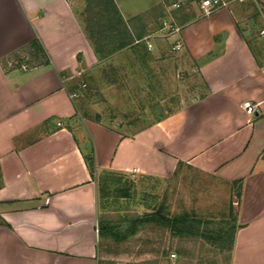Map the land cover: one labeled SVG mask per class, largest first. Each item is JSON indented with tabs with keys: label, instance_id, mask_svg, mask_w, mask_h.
Masks as SVG:
<instances>
[{
	"label": "crops",
	"instance_id": "1",
	"mask_svg": "<svg viewBox=\"0 0 264 264\" xmlns=\"http://www.w3.org/2000/svg\"><path fill=\"white\" fill-rule=\"evenodd\" d=\"M113 1L152 44L146 52L169 46L147 18L171 17L180 30L167 38L196 69L200 96L130 136L81 117L72 82L98 63L86 0H0V264L109 263L95 172L168 178L180 165L231 191L232 243L226 222L214 227L227 233L221 249L200 240L228 253V264H264V0H221L205 17L202 0H169L163 11V0Z\"/></svg>",
	"mask_w": 264,
	"mask_h": 264
},
{
	"label": "rangeland",
	"instance_id": "2",
	"mask_svg": "<svg viewBox=\"0 0 264 264\" xmlns=\"http://www.w3.org/2000/svg\"><path fill=\"white\" fill-rule=\"evenodd\" d=\"M127 1L131 5L135 0ZM163 2L162 11L170 4ZM159 20L147 18L152 29ZM166 36L161 42L169 46L159 52H146L141 44L112 53L109 47L102 49L103 55L110 54L96 56L98 63L72 82L75 99L81 101L79 115L109 128L119 125L117 130L130 136L197 100V71L185 54L172 51L176 38ZM95 173L99 250L107 264H228L225 251L210 248L199 237L175 235L170 226L171 218L182 216L209 221L212 229L231 223V191L225 183L185 165L168 178Z\"/></svg>",
	"mask_w": 264,
	"mask_h": 264
},
{
	"label": "trees",
	"instance_id": "3",
	"mask_svg": "<svg viewBox=\"0 0 264 264\" xmlns=\"http://www.w3.org/2000/svg\"><path fill=\"white\" fill-rule=\"evenodd\" d=\"M84 16V32L95 56H100L101 54L104 57L107 53L110 54L109 52L105 55L102 53V49L108 47V49H112L110 51L111 53L125 47L137 46L140 44L144 47L142 43L143 35L139 34L138 31L133 28L131 24L133 22L129 23L123 21L113 0H86ZM163 19H166V15L164 14L160 16V25H162ZM160 28H162V26ZM112 41L115 42L113 43ZM32 48H34L36 52L41 53V49L36 42L32 44ZM144 48H147V46ZM84 160L88 165L90 173H93L92 156L90 154L86 155ZM171 219L170 226L175 235L199 237L211 245L216 246V248L221 249L227 234L224 228L218 227L212 229L210 228L211 223L207 221H205L206 223L200 220L190 221L188 217L185 216L180 218L173 217ZM236 229L237 227L235 225L228 228V235L231 234V243ZM221 232L224 234L223 237L222 234H220Z\"/></svg>",
	"mask_w": 264,
	"mask_h": 264
},
{
	"label": "built area",
	"instance_id": "4",
	"mask_svg": "<svg viewBox=\"0 0 264 264\" xmlns=\"http://www.w3.org/2000/svg\"><path fill=\"white\" fill-rule=\"evenodd\" d=\"M224 6H226V3H223L221 0H202L201 1V9L203 11L204 17L210 15L214 11H216V10H218ZM173 7H176V5H173ZM162 30L165 33H164V35H162L160 37H165V35L176 34L179 32L180 29L173 24L171 17L168 15L166 17V19L162 22L161 31ZM153 38H155V37H153ZM145 41H146L145 43L147 45L148 50H150L151 49V43L148 42L147 40H145ZM181 48H182L181 43L175 42L173 44L172 51L178 52L181 50ZM71 97L72 98L76 97V94H72ZM242 108L244 109V111L247 115H253L254 114V106L251 105L249 102H244L242 104ZM132 172L134 173V171H132Z\"/></svg>",
	"mask_w": 264,
	"mask_h": 264
}]
</instances>
